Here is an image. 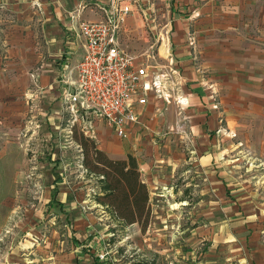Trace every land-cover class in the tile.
I'll list each match as a JSON object with an SVG mask.
<instances>
[{"label": "crops", "instance_id": "obj_1", "mask_svg": "<svg viewBox=\"0 0 264 264\" xmlns=\"http://www.w3.org/2000/svg\"><path fill=\"white\" fill-rule=\"evenodd\" d=\"M109 2L0 0V12L40 24L39 48L31 30L10 31L0 84L31 103L47 133L70 134L62 127V93L83 54L77 26L103 18ZM131 2L121 45L134 52L126 39L145 49L166 26L184 105L149 95L125 136L97 117L88 136L110 158H136L149 225L112 229L100 205L80 208L50 155L46 203L71 219L78 264H264V0Z\"/></svg>", "mask_w": 264, "mask_h": 264}, {"label": "rangeland", "instance_id": "obj_2", "mask_svg": "<svg viewBox=\"0 0 264 264\" xmlns=\"http://www.w3.org/2000/svg\"><path fill=\"white\" fill-rule=\"evenodd\" d=\"M137 24L140 26V21ZM18 26L31 30L34 47L39 48L42 43L37 20H21L2 10L0 65L3 68L8 59L7 36ZM123 45L136 54L144 50L131 40H123ZM18 96L17 90L0 84V264H78L74 253L76 240L69 237L68 231L73 224L71 219L59 206L46 203L50 196L47 157L57 160V170L63 173L80 208L96 204L92 201L95 179L85 176L81 150L73 133L66 134L60 129L47 133L48 127L32 117L31 103L22 98L19 102ZM74 129L79 131L77 127ZM121 234H112L110 241H116V236ZM29 240L34 244L32 247L26 246Z\"/></svg>", "mask_w": 264, "mask_h": 264}, {"label": "built area", "instance_id": "obj_3", "mask_svg": "<svg viewBox=\"0 0 264 264\" xmlns=\"http://www.w3.org/2000/svg\"><path fill=\"white\" fill-rule=\"evenodd\" d=\"M131 4V0H110L103 18L77 26L83 54L74 67L76 79L62 93V127L69 133L75 127L86 136L94 133L93 117H97L123 137L126 125L138 121L136 108L149 95L167 104L184 105L177 96L178 72L166 26L158 40L140 53L121 45L119 35L133 12Z\"/></svg>", "mask_w": 264, "mask_h": 264}, {"label": "trees", "instance_id": "obj_4", "mask_svg": "<svg viewBox=\"0 0 264 264\" xmlns=\"http://www.w3.org/2000/svg\"><path fill=\"white\" fill-rule=\"evenodd\" d=\"M72 133L81 150L85 176L93 177L96 182L92 201L115 223L112 229L137 223L144 231L149 225L151 207L148 188L140 178L136 158L131 154L121 159L110 158L97 148L93 138L75 129Z\"/></svg>", "mask_w": 264, "mask_h": 264}]
</instances>
